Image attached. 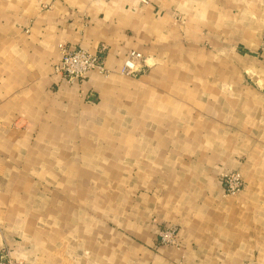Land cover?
I'll return each mask as SVG.
<instances>
[{"label":"crops","instance_id":"crops-1","mask_svg":"<svg viewBox=\"0 0 264 264\" xmlns=\"http://www.w3.org/2000/svg\"><path fill=\"white\" fill-rule=\"evenodd\" d=\"M263 34L264 0H0V253L264 264ZM59 44L108 75L63 82Z\"/></svg>","mask_w":264,"mask_h":264},{"label":"built area","instance_id":"built-area-1","mask_svg":"<svg viewBox=\"0 0 264 264\" xmlns=\"http://www.w3.org/2000/svg\"><path fill=\"white\" fill-rule=\"evenodd\" d=\"M60 62L54 67V74L63 82L81 83L89 72L95 71L99 75L107 76L108 71L104 67L102 51L90 54L80 48H72L65 44H59ZM259 50L264 53V35L262 37ZM142 60V55L137 52H130L124 61L120 73L125 76H134L138 70V62ZM224 194L234 196L244 188V181L238 172H222L219 175ZM158 246H177V232L175 228L164 227L157 235ZM0 264H18L13 260L8 252L0 253Z\"/></svg>","mask_w":264,"mask_h":264},{"label":"rangeland","instance_id":"rangeland-1","mask_svg":"<svg viewBox=\"0 0 264 264\" xmlns=\"http://www.w3.org/2000/svg\"><path fill=\"white\" fill-rule=\"evenodd\" d=\"M264 35V34H263ZM263 37V36H262ZM262 40V39H261ZM261 43V42H260ZM260 52V50H259ZM261 53V52H260ZM159 232V231H158ZM156 240H157V237H156ZM156 245H157V242H156ZM8 255L10 256L9 252H8ZM14 260V259H13ZM18 264H20V262L17 261Z\"/></svg>","mask_w":264,"mask_h":264}]
</instances>
